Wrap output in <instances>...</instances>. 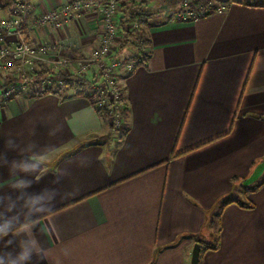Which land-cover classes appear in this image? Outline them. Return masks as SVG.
<instances>
[{"label": "crops", "instance_id": "crops-1", "mask_svg": "<svg viewBox=\"0 0 264 264\" xmlns=\"http://www.w3.org/2000/svg\"><path fill=\"white\" fill-rule=\"evenodd\" d=\"M15 1L0 0V16ZM68 1L30 0L28 23ZM131 1L150 24V55L121 75V140L109 144L105 114L86 96L21 94L0 107V261L191 264L216 220L219 248L203 264H264V182L252 190L264 179V0L195 19L173 17L170 0ZM29 31L77 60L102 27L87 10Z\"/></svg>", "mask_w": 264, "mask_h": 264}, {"label": "built area", "instance_id": "built-area-1", "mask_svg": "<svg viewBox=\"0 0 264 264\" xmlns=\"http://www.w3.org/2000/svg\"><path fill=\"white\" fill-rule=\"evenodd\" d=\"M126 0H69L54 9L39 13L33 22L28 23L30 0H16L13 12L0 16V75H7L6 81L0 83V107L7 104L18 95H28L34 90L54 89L64 84V75H77L87 79L89 100L96 110L116 113L126 106L125 100L114 103L123 95L125 86L121 80L123 73L131 74L136 65L132 60H126L118 53L122 42V32L119 27V17ZM217 1V2H216ZM191 0L185 5V10L179 11L176 17L195 19L227 8V3L219 0ZM192 3V4H191ZM87 10L97 11L101 18L102 33L98 46L87 56L70 60L63 53L62 45H54L49 41L26 42L17 39L13 43L8 40L10 35L20 37L22 27L31 30L34 26H45L50 29L60 27L65 21ZM143 13L141 5L136 3L133 9ZM139 21L135 19L128 28L135 29ZM136 43V41H135ZM146 45L137 50L135 57L148 53ZM48 63L51 72L36 78L38 62ZM121 113V112H120Z\"/></svg>", "mask_w": 264, "mask_h": 264}, {"label": "trees", "instance_id": "trees-1", "mask_svg": "<svg viewBox=\"0 0 264 264\" xmlns=\"http://www.w3.org/2000/svg\"><path fill=\"white\" fill-rule=\"evenodd\" d=\"M136 5L135 2L131 1L129 3H126L122 6L121 14L119 17V27L122 32V42L120 43L118 47V53H121L125 48L128 46H135V48L140 52L142 45H149L150 44V36L148 32L149 25L148 21L146 19L145 14L143 13H136L133 9ZM214 9H212L210 13H213ZM206 14V15H208ZM135 19H138L139 24L138 27L135 29H129V24L134 21ZM20 38L26 42L30 41V31L26 27L21 28L20 32ZM136 41V43H135ZM150 53H146L143 56H140L139 58L132 56L126 60H132L136 67L140 65L141 63H144L149 58ZM51 69L48 68L45 64L40 63L38 66V72L36 74V78L39 76L46 75L47 73H50ZM64 84L54 88V89H44V90H34L29 92V97H40L47 93H54L59 95L61 98L68 96L69 93L78 95V96H86L88 99V93H87V79L84 77H79L77 75H64ZM91 102L93 100L91 99ZM98 113H103L106 115L105 112L101 110H97ZM102 114V115H103ZM112 127H110L111 129ZM126 134V129L122 131L119 140H121ZM116 147V146H115ZM113 147V148H115ZM264 182V179L262 183L259 184V186H256L252 190H256L258 187H260ZM241 207L251 209L254 207V204L251 202H247L244 204H240ZM214 226V222L212 221V227ZM219 235L220 230L216 231V234L213 235V240L211 242H205L202 240H197L201 244V252H200V260L199 264H203L202 262V255L206 250H217L219 248Z\"/></svg>", "mask_w": 264, "mask_h": 264}, {"label": "rangeland", "instance_id": "rangeland-1", "mask_svg": "<svg viewBox=\"0 0 264 264\" xmlns=\"http://www.w3.org/2000/svg\"><path fill=\"white\" fill-rule=\"evenodd\" d=\"M199 1H200V3H205L204 1H207V0H199ZM219 1H223V2L227 3V5H228L231 0H219ZM190 2H191V0H170V3L171 4H169V5L174 4V10L171 11V15H173V17L177 16V13L179 11L185 10V8L187 7V6L185 7V5H189ZM90 11L91 12H95L96 14H98L99 18H101L100 14L97 11L89 10V12ZM66 57L69 58L70 60H75V59H73V58H71L69 56H66ZM40 63L45 64L48 68H50L49 66H51V65H49L46 62L40 61V62H38L37 67L39 66ZM57 75L58 76L59 75H66V76H68L69 74H67V72H65L64 74L57 73ZM3 78L5 79V78H8V77H3ZM121 101H124L125 104H126V106L124 107V109L123 108L122 109L119 108L118 109L119 111H117L116 113L114 112L112 114L109 111H108V113H106V111H105L106 115H104V118L107 120L109 126L112 127L111 129L109 128L110 134L108 135V139H107V141H110L109 144L112 145V146L114 144H116V142L120 138V135H121L122 131H124L126 129V127H127L126 107H127V103L128 102H127V96H126V89H124L123 95L121 94L120 99L116 100V102L114 103V105L115 104L119 105V103H117V102H121ZM242 196H243V194H242ZM213 222H214V225H216L215 224L216 220H213ZM213 227H212V240H213V235H215L216 234V231L218 230V228L216 226H215V228H213Z\"/></svg>", "mask_w": 264, "mask_h": 264}, {"label": "water", "instance_id": "water-1", "mask_svg": "<svg viewBox=\"0 0 264 264\" xmlns=\"http://www.w3.org/2000/svg\"><path fill=\"white\" fill-rule=\"evenodd\" d=\"M200 252H201V244L199 242H196L192 250L191 264H199Z\"/></svg>", "mask_w": 264, "mask_h": 264}, {"label": "clouds", "instance_id": "clouds-1", "mask_svg": "<svg viewBox=\"0 0 264 264\" xmlns=\"http://www.w3.org/2000/svg\"><path fill=\"white\" fill-rule=\"evenodd\" d=\"M8 235V231H6L4 228H0V238H3L4 236ZM28 258L27 252H22L20 255V260H24ZM0 264H3L2 261H0Z\"/></svg>", "mask_w": 264, "mask_h": 264}]
</instances>
